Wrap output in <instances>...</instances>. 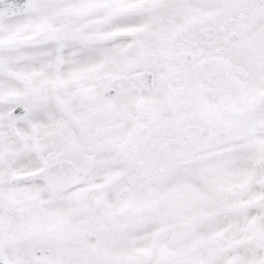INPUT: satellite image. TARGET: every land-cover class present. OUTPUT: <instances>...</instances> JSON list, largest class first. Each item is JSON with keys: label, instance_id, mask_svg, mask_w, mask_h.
I'll return each mask as SVG.
<instances>
[{"label": "snow or ice", "instance_id": "snow-or-ice-1", "mask_svg": "<svg viewBox=\"0 0 264 264\" xmlns=\"http://www.w3.org/2000/svg\"><path fill=\"white\" fill-rule=\"evenodd\" d=\"M0 264H264V0H0Z\"/></svg>", "mask_w": 264, "mask_h": 264}]
</instances>
